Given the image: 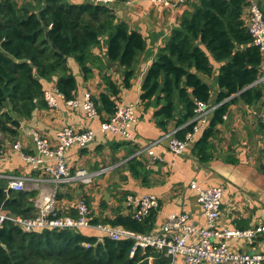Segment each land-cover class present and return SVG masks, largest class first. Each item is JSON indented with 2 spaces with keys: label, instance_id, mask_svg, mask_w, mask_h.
<instances>
[{
  "label": "trees",
  "instance_id": "1",
  "mask_svg": "<svg viewBox=\"0 0 264 264\" xmlns=\"http://www.w3.org/2000/svg\"><path fill=\"white\" fill-rule=\"evenodd\" d=\"M247 2L188 0L191 10L182 12L140 86V101L153 109L156 126L165 131L171 121L175 127L186 123L178 130L182 137L191 130L188 121L195 101L219 104L196 142L199 153L207 147L215 126L223 122L230 104L241 100L251 106L264 96L260 85H252L261 73V57L242 18ZM102 40L108 60L124 68L123 83L127 86L131 67L146 44L139 32L117 18L112 6L96 0H0V149L6 139L13 142L17 138L23 121L48 108L43 95L46 81L55 79V87L66 99L74 97L77 82L68 58L77 63L87 80L95 60L91 49L100 47ZM212 62L219 64L216 70ZM214 73L218 90L211 101V86L205 78ZM104 80L110 94L116 95V85L106 77ZM94 104L97 113L104 111L110 117L115 112L116 104L108 94L101 93ZM143 166L135 158L129 161L133 174ZM35 196V190L6 189L5 180L0 178L1 213L32 217ZM85 200L89 203L86 196ZM100 204L105 207L107 202ZM70 210L69 216L76 217L75 208ZM154 211L140 221L120 212L112 218L89 212L87 220L92 226H119L148 234L155 222ZM55 216L65 215L57 209ZM132 246L131 238L113 240L95 227L24 231L10 221L0 223V264L170 263L164 252L149 247H138L130 255Z\"/></svg>",
  "mask_w": 264,
  "mask_h": 264
},
{
  "label": "crops",
  "instance_id": "2",
  "mask_svg": "<svg viewBox=\"0 0 264 264\" xmlns=\"http://www.w3.org/2000/svg\"><path fill=\"white\" fill-rule=\"evenodd\" d=\"M258 3L264 13V0H258ZM245 9L246 6L242 12L244 22ZM112 10L118 19L125 21L130 29L139 32L145 39V49L137 55L131 67L129 84L126 86L123 83L124 68L108 60L104 40L100 47L91 49L95 60L90 78L83 79L80 68L72 58H68V66L77 82L74 97L89 91L94 103L98 102L101 93H105L116 105L137 104V119L129 129L131 137L128 139L121 135L102 133L99 123L109 116L104 111L88 119L83 110L58 101L57 109L37 110L31 119L23 121L13 142L4 141L8 158L0 162V173L42 176L38 171H33L19 153L11 148L12 143L20 141L24 152L36 154L31 131H40L54 143L62 127L69 126L76 131L89 128L94 131L93 140L84 148L78 145L66 147L65 164L71 171L80 167L89 170L102 167L110 169L98 177L92 186L84 187L76 183L62 185L57 197V209L63 215H71L70 209L74 208L77 199L86 196L89 199V211L94 216L112 218L116 212L129 214L123 201L126 195L140 197L153 194L158 198V207L154 211L155 222L151 232L157 231L169 214L180 211L187 212L194 225L204 226L196 187H220L223 190L220 226L247 229L264 223V125L253 108L261 106V112H264V96L251 106L244 105L241 100L230 104L225 119L215 126V132L207 138V147L203 153H199L196 142L208 127V121L217 107L213 104L207 114V123L193 135L182 153L173 154L164 137L175 129L176 135L181 138L178 130L186 123L175 127L171 121L162 131L155 124L153 109L146 108L140 101V86L155 53L178 24L182 12L191 10L190 3L184 0L177 6L161 7L149 0H128L115 3ZM212 63L216 70L219 64ZM104 77L116 85V95L110 94ZM205 80L211 86L213 101L218 90L215 73ZM45 84L46 89L55 87V79ZM252 85L260 83L256 80ZM150 144L157 157L153 164L148 162L146 155H134L138 149ZM202 157H207V160H202ZM132 158L144 165L137 174L129 169ZM47 185L44 182V188ZM27 190H35V186L28 184ZM102 200L107 202L105 207L100 204ZM229 244L233 250L263 252L264 234L256 235L251 242L233 239ZM171 264H183L181 256L177 255Z\"/></svg>",
  "mask_w": 264,
  "mask_h": 264
},
{
  "label": "built area",
  "instance_id": "3",
  "mask_svg": "<svg viewBox=\"0 0 264 264\" xmlns=\"http://www.w3.org/2000/svg\"><path fill=\"white\" fill-rule=\"evenodd\" d=\"M102 4L112 6L118 0H96ZM152 4L161 7H173L181 4L184 0H149ZM245 9V23L251 37L252 44L258 49L261 57L260 75L257 80L264 94V13L259 6L258 0H247ZM44 100L49 109H57L58 101L66 106L78 108L85 112L88 119L97 115L92 95L84 91L80 97L66 99L56 87H49L44 91ZM193 117L188 123L191 130L186 131L182 138L176 136V130L165 135L164 140L168 149L173 154H180L199 131L200 127L207 123V114L212 107L203 101H195ZM219 104H214L218 106ZM260 122L264 125V112L259 114ZM225 119V116L223 117ZM137 119V104L116 105L113 115L99 123L102 133H111L130 138V126ZM36 154L26 153L22 150L20 141L12 143L13 151L19 153L33 171H38L42 176L28 177L22 175L2 174L0 178L5 180L6 189L21 191L27 190V185H34L37 194L33 199L35 215L32 217L10 216L0 212V223L10 221L24 231L34 228H75L95 227L108 233L113 240L124 236L133 240L130 255L136 248H152L162 251L170 257V263L177 255L181 256L183 264H264V251H239L230 248L229 242L233 239L251 242L258 234H264V223L253 228L237 229L219 225L220 204L223 190L220 187L201 188L196 187L197 202L200 204L204 226L194 225L187 212L169 214L159 229L155 232L142 234L122 229L121 227L92 226L87 220L89 214L88 204L85 198L77 199L74 208L76 217H56L57 196L62 185L76 183L80 186L89 187L96 179L102 176L110 167H102L89 170L83 167L71 171L64 160L65 148L70 145L86 147L94 138L92 129L76 131L69 126L62 127L57 132L56 141L52 143L43 133L33 130L30 133ZM152 145L143 146L134 154L137 157L146 155L148 162L153 164L156 155L153 153ZM8 158L4 144L0 149V162ZM44 174L46 175L44 179ZM44 182L47 187L44 188ZM194 187V184L192 183ZM129 214L132 218L140 221L152 210L158 207V198L153 194L135 197L126 195L124 198Z\"/></svg>",
  "mask_w": 264,
  "mask_h": 264
},
{
  "label": "water",
  "instance_id": "4",
  "mask_svg": "<svg viewBox=\"0 0 264 264\" xmlns=\"http://www.w3.org/2000/svg\"><path fill=\"white\" fill-rule=\"evenodd\" d=\"M254 108V112L257 113V114H260L261 113V110H262V107L261 106H255L253 107ZM221 205V204H220ZM220 208V207H219Z\"/></svg>",
  "mask_w": 264,
  "mask_h": 264
},
{
  "label": "rangeland",
  "instance_id": "5",
  "mask_svg": "<svg viewBox=\"0 0 264 264\" xmlns=\"http://www.w3.org/2000/svg\"><path fill=\"white\" fill-rule=\"evenodd\" d=\"M20 1V0H19ZM22 1H27V0H22Z\"/></svg>",
  "mask_w": 264,
  "mask_h": 264
}]
</instances>
